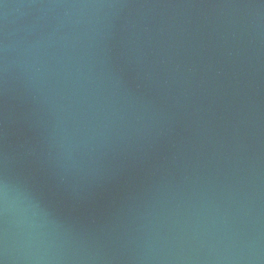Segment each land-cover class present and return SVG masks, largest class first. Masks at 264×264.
<instances>
[{"label": "water", "instance_id": "95a60500", "mask_svg": "<svg viewBox=\"0 0 264 264\" xmlns=\"http://www.w3.org/2000/svg\"><path fill=\"white\" fill-rule=\"evenodd\" d=\"M0 264H264V0H0Z\"/></svg>", "mask_w": 264, "mask_h": 264}]
</instances>
